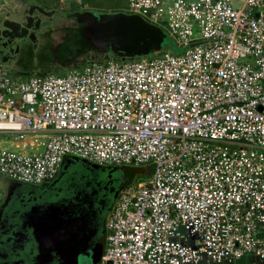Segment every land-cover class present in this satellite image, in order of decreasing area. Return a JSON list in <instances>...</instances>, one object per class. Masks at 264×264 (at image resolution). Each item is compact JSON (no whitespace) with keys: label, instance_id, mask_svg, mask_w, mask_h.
<instances>
[{"label":"built area","instance_id":"2783aa9c","mask_svg":"<svg viewBox=\"0 0 264 264\" xmlns=\"http://www.w3.org/2000/svg\"><path fill=\"white\" fill-rule=\"evenodd\" d=\"M231 1L126 0L181 53L26 79L0 65V133L29 150L0 148L1 177L39 185L65 156L147 166L96 264H264V0Z\"/></svg>","mask_w":264,"mask_h":264},{"label":"flooded vegetation","instance_id":"af4514ba","mask_svg":"<svg viewBox=\"0 0 264 264\" xmlns=\"http://www.w3.org/2000/svg\"><path fill=\"white\" fill-rule=\"evenodd\" d=\"M4 19L21 25L22 15L0 12V62L5 59L12 69L10 77H30L27 66L20 67L29 49L50 37L57 24L44 19L30 21L27 32L15 27L5 30ZM52 21H55L53 19ZM51 30V31H50ZM3 31V33H2ZM16 36L7 42L3 35ZM32 33L34 40L28 35ZM47 33V34H46ZM15 46L17 49H14ZM12 48V52H8ZM55 54L45 55L36 72L64 73L71 63ZM8 62V63H6ZM20 62L15 67L12 63ZM134 169L129 166L93 167L72 160L58 170L54 178L39 185H29L2 177L0 186V264H80L98 257L105 245V220L119 190L129 182ZM1 177V176H0ZM92 252V253H91ZM93 254V255H92ZM75 259V261H74ZM75 262V263H74Z\"/></svg>","mask_w":264,"mask_h":264},{"label":"water","instance_id":"95a60500","mask_svg":"<svg viewBox=\"0 0 264 264\" xmlns=\"http://www.w3.org/2000/svg\"><path fill=\"white\" fill-rule=\"evenodd\" d=\"M0 1V12L7 10L12 15L23 16L21 25L14 20L4 19L2 26L5 30H10L15 25V27L21 26L27 32L30 27L29 23L33 19H36V22H39L40 19H42L41 21L46 19V21H43L45 24L51 22L57 24L59 22V26L54 29L50 37L40 40L39 43L45 46L48 52L58 56L56 63L60 57L63 58L64 62L70 61L68 70L110 60L133 61L135 59L150 58L164 51L161 49L159 28L136 14H128L122 11L101 12L89 9L62 12L57 8L45 9L29 0ZM239 2L238 0H232L231 5L237 7ZM53 19L55 21H52ZM4 36L7 37L9 43L11 38L16 37L10 35V33ZM28 37L30 40H34L32 33ZM193 44L191 43L189 46ZM14 49H17V47L15 46ZM12 50V48H9L8 52H12ZM2 62H5V59ZM38 64L39 62L28 68L30 76L49 74L48 72H36V65ZM72 160H79V158L63 157L61 168H66ZM80 161L93 167H99V165L85 160L80 159ZM94 251H99L95 261L88 263L81 259L80 264H96L100 256V250L96 248ZM64 264H67V262L64 261Z\"/></svg>","mask_w":264,"mask_h":264},{"label":"rangeland","instance_id":"374dc122","mask_svg":"<svg viewBox=\"0 0 264 264\" xmlns=\"http://www.w3.org/2000/svg\"><path fill=\"white\" fill-rule=\"evenodd\" d=\"M78 9V8H77ZM195 28L196 26L193 27V34L196 36L195 33ZM160 30V37H161V49L165 51H169L170 53H181L186 49V46H179L175 42V40L168 34L167 30L162 27L159 29ZM49 49V48H48ZM45 46H43L40 43L35 44L29 49L28 56H26L22 61L20 60V67L25 68L27 66H31L36 63H40L42 58L47 55V54H54L52 52H48ZM18 62L12 63L11 65L18 67L17 65L19 64ZM0 65L4 66L7 70H9V73L12 74V67L10 68L9 65H6L3 62H0ZM18 143V147H15V144ZM0 148H6L9 150H14L16 152H29L28 148H22L20 145V141L13 140L11 137H8L4 133H0ZM131 168L134 169V172L130 178V182H137L140 180H145L148 177V170L147 166L145 165H139V166H130ZM3 178L0 177V186H2L3 183ZM253 259L251 256H246L243 259L239 261H235L230 264H253L252 263ZM220 264H226V263H220Z\"/></svg>","mask_w":264,"mask_h":264},{"label":"crops","instance_id":"0c3cea01","mask_svg":"<svg viewBox=\"0 0 264 264\" xmlns=\"http://www.w3.org/2000/svg\"><path fill=\"white\" fill-rule=\"evenodd\" d=\"M45 9L57 8L62 12L89 9L101 12L122 11L126 0H29ZM1 4V1H0Z\"/></svg>","mask_w":264,"mask_h":264},{"label":"trees","instance_id":"16d2710c","mask_svg":"<svg viewBox=\"0 0 264 264\" xmlns=\"http://www.w3.org/2000/svg\"><path fill=\"white\" fill-rule=\"evenodd\" d=\"M79 68H80V67H79ZM60 74H61V73H59L58 75H60ZM129 182H130V181H129ZM129 182H127V183H129ZM127 183H126V184H127ZM126 184H125V185H126Z\"/></svg>","mask_w":264,"mask_h":264}]
</instances>
